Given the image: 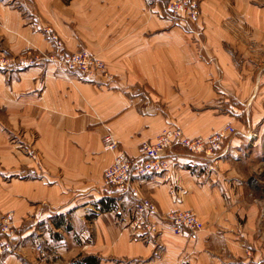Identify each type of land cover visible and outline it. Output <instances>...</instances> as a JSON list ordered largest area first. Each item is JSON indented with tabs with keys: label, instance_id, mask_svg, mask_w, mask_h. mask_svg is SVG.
Wrapping results in <instances>:
<instances>
[{
	"label": "crops",
	"instance_id": "0c3cea01",
	"mask_svg": "<svg viewBox=\"0 0 264 264\" xmlns=\"http://www.w3.org/2000/svg\"><path fill=\"white\" fill-rule=\"evenodd\" d=\"M199 1L202 34L196 28L171 26L147 10L144 0H73L70 10L63 9V0H34L69 43L77 36L86 48L106 53L107 63L117 67L123 79L149 87L156 82L168 112L154 108L153 101H130L124 91L97 89L77 80L47 74L41 91L42 81L34 82L33 73H21L10 83L0 75L3 112L15 121L14 95L32 99L33 118L42 129L38 136L49 148L48 177L23 180L20 195L14 186L0 192V211L18 208L17 198L23 215L34 214L36 204L51 207L56 217L68 218L74 232L88 240L73 245L71 252L97 256L99 264H264V184L253 180L251 164L256 149L230 146L216 163L208 159L194 168L189 165L192 157L177 154L171 170L133 177L137 197L133 191L106 190L101 183L114 157L102 148L106 131L115 135L121 150L137 157L141 143H153L163 130L174 127L173 96L168 97L174 80L190 94L211 96L208 105L213 106L218 93L240 99L259 90L264 95V71L254 82L252 77L254 63L264 66V0ZM11 10L0 3V17L8 20V30L15 37L30 38ZM254 48L262 52L255 55ZM253 100L249 107L262 111L264 103ZM223 122L214 109L183 112L178 120L190 136L208 135ZM1 131L4 143L7 138ZM237 140L241 141L234 138V145ZM58 174L64 185L56 180ZM138 197L152 200L158 215L191 210L204 228L195 235H176L161 226L159 233L146 236L152 241L134 240L130 223ZM44 216L50 218L51 212ZM0 264L29 263L4 255Z\"/></svg>",
	"mask_w": 264,
	"mask_h": 264
},
{
	"label": "rangeland",
	"instance_id": "374dc122",
	"mask_svg": "<svg viewBox=\"0 0 264 264\" xmlns=\"http://www.w3.org/2000/svg\"><path fill=\"white\" fill-rule=\"evenodd\" d=\"M72 2L73 0H63V9L70 10L73 6ZM144 2L147 10H150L158 18L170 22L171 26L183 27L189 31L196 28L197 34L203 33L199 27L202 22L201 2L199 0H144ZM0 3H5L7 7L13 9L11 11L19 17L21 27L29 32L30 37L27 38L20 34L15 37L5 25L8 20L0 17V75L3 76L5 82L10 83L19 80L21 73L29 72L35 74L34 82L42 81L39 90L43 91L45 88V75L49 74L51 77H62L69 81L77 80L87 83L97 89L124 91L126 98L130 101L141 100L147 103L153 101L154 108L168 109V104L164 102L165 96L158 94L157 87H154L156 82L152 81L150 86L153 87H149L145 83L141 85L128 78L123 79L122 75L118 74L117 67H112L107 63L106 53L86 48L84 44L78 42L77 36L74 38L73 44L69 43L54 28L55 26L48 19L47 14H44L42 10H38L34 0H0ZM197 41L200 43L201 38L199 37ZM261 52L260 48H254L255 55H259ZM253 66L252 77L254 82L256 77L260 76L261 71H264V66L258 62L254 63ZM262 85L263 81L261 80L259 87H262ZM173 88L172 95H168V97L173 96L174 123L171 124L180 128L185 136L190 139H209L215 135H221V137L219 147L213 155L194 154L187 149L174 148L170 152L169 169L167 171L176 165V160L173 159L178 155L184 154L187 157H192L193 160L190 161L189 165L190 168H194L198 166L197 162L203 164V161L208 159H212V164L216 163L220 156L223 157L228 153L230 146V149L235 150H248L249 146L250 149H256V152H254L255 158L251 163L254 173L253 180L258 184H264V137L257 140L259 137L264 136V134L260 135V131H264V109L262 111L253 110L248 105L253 98L254 103H264L262 92L259 90L256 95L242 96L241 99L227 93H218L214 95L215 102L213 106L208 105V102H212L211 96L190 94L187 89L181 87L179 80H174ZM31 93L33 92L25 94ZM39 93L40 91H37L34 94ZM247 99H249V102ZM13 100L15 121L10 119L0 107V121L3 123L0 128L7 138L6 142L0 143V192L14 186V193L20 195V186L23 180H44L48 177L45 173L47 162L45 153L49 151V148L44 139H40L41 137L38 136L42 129L38 128L33 118V100L28 96L23 98L20 95H14ZM216 106L218 109L215 108ZM212 109L217 110L225 119L223 125L213 129L208 135L190 136L187 134V136L183 127L178 123L180 115L183 112H204ZM108 134L116 140L115 135L110 130L106 131L102 138V148L105 152L104 139ZM236 137L240 138L241 141L237 140L238 144L234 145L233 139ZM117 143L119 150H121L120 143L118 141ZM143 143L139 146V155ZM110 166L105 169L101 183L106 190H115L107 188L104 184V175ZM59 176L60 174L56 176V180L64 185L62 178ZM134 196L136 195L134 194ZM144 198L146 197H138L135 200L134 210L136 204ZM17 199L19 204L16 201L14 204L18 208H6L0 211V242L13 248V251H0V259L4 255H12L29 264H84L85 258L95 257L98 264L100 263L97 256L71 252L73 245H80L88 240L85 239L83 234L74 232L75 229L72 223L67 221L68 218L56 217L54 210L43 204L35 205L34 214L23 215L20 198ZM134 210L132 220L135 217ZM50 212V218H45L44 215ZM158 214L155 207V212L149 216V220L157 226L156 234L162 230L159 229L161 226H167L171 231L168 224L159 220L158 216L161 215ZM133 239L143 242L152 241L142 237H134Z\"/></svg>",
	"mask_w": 264,
	"mask_h": 264
},
{
	"label": "built area",
	"instance_id": "2783aa9c",
	"mask_svg": "<svg viewBox=\"0 0 264 264\" xmlns=\"http://www.w3.org/2000/svg\"><path fill=\"white\" fill-rule=\"evenodd\" d=\"M220 137L221 135H215L209 139H190L180 128L173 127L164 130L156 142L143 143L140 155L133 158L119 150L117 141L108 134L104 139V149L114 154V161L105 172L104 184L109 189L127 193L132 190L133 177L145 178L167 171L170 152L174 148L187 149L194 154L213 155L219 147ZM134 211L135 217L130 223L133 236L146 238L149 234H156L157 226L149 220V216L155 212L153 202L144 198L136 204ZM158 218L161 222L168 224L172 233L176 235H183L185 232L195 235L204 228L199 217L189 210L170 212ZM0 251H13V248L0 242Z\"/></svg>",
	"mask_w": 264,
	"mask_h": 264
},
{
	"label": "trees",
	"instance_id": "16d2710c",
	"mask_svg": "<svg viewBox=\"0 0 264 264\" xmlns=\"http://www.w3.org/2000/svg\"><path fill=\"white\" fill-rule=\"evenodd\" d=\"M84 264H98V260L95 257H87L83 261Z\"/></svg>",
	"mask_w": 264,
	"mask_h": 264
}]
</instances>
